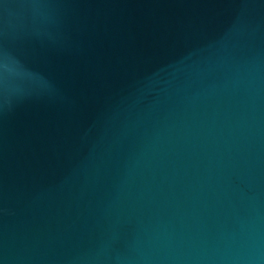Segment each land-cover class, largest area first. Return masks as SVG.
Wrapping results in <instances>:
<instances>
[{
    "label": "water",
    "instance_id": "obj_1",
    "mask_svg": "<svg viewBox=\"0 0 264 264\" xmlns=\"http://www.w3.org/2000/svg\"><path fill=\"white\" fill-rule=\"evenodd\" d=\"M0 264H264V0H0Z\"/></svg>",
    "mask_w": 264,
    "mask_h": 264
}]
</instances>
